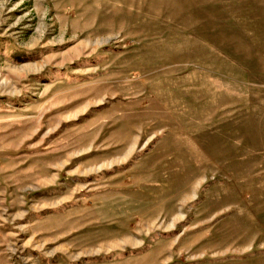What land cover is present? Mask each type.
<instances>
[{
	"label": "rangeland",
	"instance_id": "374dc122",
	"mask_svg": "<svg viewBox=\"0 0 264 264\" xmlns=\"http://www.w3.org/2000/svg\"><path fill=\"white\" fill-rule=\"evenodd\" d=\"M0 264H264V0H0Z\"/></svg>",
	"mask_w": 264,
	"mask_h": 264
}]
</instances>
